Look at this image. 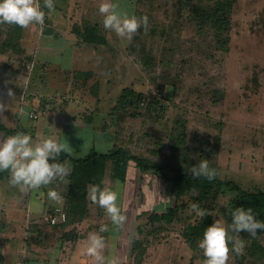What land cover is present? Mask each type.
Wrapping results in <instances>:
<instances>
[{
	"label": "rangeland",
	"instance_id": "1",
	"mask_svg": "<svg viewBox=\"0 0 264 264\" xmlns=\"http://www.w3.org/2000/svg\"><path fill=\"white\" fill-rule=\"evenodd\" d=\"M101 2L84 0L80 12L93 20L90 28H96L92 34L97 44L104 45L100 49L105 61L101 56L92 60L100 71L97 84L90 81L75 92L84 93L86 106L92 108L95 102L90 105L89 99H102L97 113L108 123L107 152L122 147L147 165L162 166L170 177L191 172L193 165L207 159L220 179L248 191H264V0H142L137 16H147L149 26L131 41L103 28ZM125 3L122 10L134 14L135 0ZM76 82L80 85V78ZM125 89L140 93L144 102L114 111ZM111 170L108 164L99 185L120 192L127 216L125 226L119 227L127 238L119 239L126 242V264H135L134 253L129 257L133 239L139 237L137 227L148 233L149 216L164 214L176 205L180 210L174 222L148 245L155 252L151 264H203L202 250L198 245L196 252L191 250L183 237L189 226L203 218L192 205L214 215V221L226 222L232 192L225 190L203 203L197 193L178 200L171 183L154 170L142 173L130 163L124 182ZM63 181L62 189L68 183L67 178ZM92 186H87L86 211L96 219L97 211L104 210L91 201ZM46 202L53 209L57 206L48 198ZM91 223L95 230V220ZM258 240L264 246V236ZM244 242V254L234 256L230 264H264L258 256L249 258L251 241ZM148 261L145 255L139 264Z\"/></svg>",
	"mask_w": 264,
	"mask_h": 264
},
{
	"label": "crops",
	"instance_id": "2",
	"mask_svg": "<svg viewBox=\"0 0 264 264\" xmlns=\"http://www.w3.org/2000/svg\"><path fill=\"white\" fill-rule=\"evenodd\" d=\"M83 1L54 0L55 11L50 17L46 15L43 27L32 25L23 29L0 25V141L17 132H25L31 133L37 141L55 137L66 148L61 156L81 159L93 150L107 153L109 127L100 116L103 114L97 113L102 99H89L90 105L95 102L92 108L86 106L88 97H84V93L75 92V88L84 87L90 81L97 84L100 71L92 60L101 56L105 61L101 55L104 51L100 49L104 45L87 43L81 36L91 29L93 21L80 12ZM125 1L118 2L121 10L126 7ZM40 2L43 8V0ZM141 6V1L135 0L134 15ZM77 78H80V85ZM93 91H96L95 85ZM22 108L38 110L39 119L30 120L27 115H20ZM68 177L66 188H61L66 180L57 181L53 187L65 201L70 185ZM8 181L9 173L0 172V264L21 261L28 264H96L86 255L87 237L89 233H99L100 227L105 225L107 231L99 233L106 240L102 254L116 258L118 264H126V242L119 240L123 237L126 240V234L121 235L119 227H110L111 220L105 211H97L96 219H91V212L82 221L52 225L49 215L54 209L64 210L65 202L62 208L58 205L54 209L48 207L50 185L39 191L21 192ZM111 230L118 233L108 234ZM151 239L145 247L153 242ZM130 248L131 260L133 244ZM151 254L155 252L148 247L143 256L148 257L147 264H151Z\"/></svg>",
	"mask_w": 264,
	"mask_h": 264
},
{
	"label": "clouds",
	"instance_id": "3",
	"mask_svg": "<svg viewBox=\"0 0 264 264\" xmlns=\"http://www.w3.org/2000/svg\"><path fill=\"white\" fill-rule=\"evenodd\" d=\"M54 11V0H43V8L40 0H0V25H15L23 29L32 25L43 27L46 15L50 17ZM99 13L103 17V28L122 40L131 41L141 28L147 31L149 26L147 16L138 17L121 10L118 0H102ZM64 152L65 145L55 137L37 141L31 133L17 132L0 141V172H8L9 184L21 192L39 191L42 187L63 181L70 174V165L66 161H58ZM191 174L195 179L204 178L208 181L217 177L216 170L210 167L207 159L193 165ZM89 195L91 201L106 212L113 225H124L127 216L120 203L118 188L97 184L91 187ZM47 197L50 202L63 207L65 198L57 190L49 188ZM192 208L199 217L210 215L196 204ZM106 231V225L99 229V233ZM99 233H89L86 255L96 264H118L116 258L102 254L106 240ZM241 233H248L253 238L258 233L264 234V222L257 218L251 208L237 207L232 211L231 222L227 226L223 219H216L204 230L198 242L205 258L203 264H230L234 256L243 255L246 245Z\"/></svg>",
	"mask_w": 264,
	"mask_h": 264
},
{
	"label": "trees",
	"instance_id": "4",
	"mask_svg": "<svg viewBox=\"0 0 264 264\" xmlns=\"http://www.w3.org/2000/svg\"><path fill=\"white\" fill-rule=\"evenodd\" d=\"M140 1L142 4V0ZM93 32H96V28L87 29L83 35V40L87 43H98L97 41L99 40L93 36ZM122 95L124 96L118 99L117 107H115L114 111L118 109L125 111L126 105H129V107H136V103L144 102L143 96L131 89H125ZM60 160L61 162H69L71 165L69 192L64 207L66 224L82 221L83 218L88 215V211H86L88 195L87 186L89 184L97 185L100 183V180L107 172L108 164L112 167V175L116 179L124 182L126 181L130 163H134L142 173L154 170L160 174V179L171 183V192L178 200L193 193H197L198 200L203 203L210 198L216 199L218 196L224 195L225 190L231 191L233 199L231 203H229L227 209L228 214L225 212V226L231 222V213L237 207H244L246 209L251 208L257 218L264 222V191H248L243 189L236 182L222 180L216 168L214 169L217 172V177L213 181H208L204 178L195 179L191 172L183 171H179L175 176L170 177L165 173L162 166L147 165L140 157L133 155L130 151L122 147H114L107 153H99L93 150L86 157L81 159H73L63 155L60 157ZM179 210L180 207L176 205L169 208L164 214H151L148 220V225H151V231L148 233L144 231L142 226L137 227V234L139 237L137 236L133 240L135 264H139L143 260L146 248L145 245L149 243L150 238L165 232L167 230L166 226L174 222ZM214 219V215H207L203 217L197 225L189 226L186 233H183V237L191 250L196 252L198 240L202 239L204 230L214 223ZM155 224H164L165 227L155 228ZM141 236L142 238H140ZM240 236L243 240L249 239L251 241V247L246 251L248 252L249 258L258 256V261L264 259V246L258 240L261 236H264V234L258 233L255 238L249 236L248 233H241ZM204 259L203 257L202 261H204Z\"/></svg>",
	"mask_w": 264,
	"mask_h": 264
},
{
	"label": "built area",
	"instance_id": "5",
	"mask_svg": "<svg viewBox=\"0 0 264 264\" xmlns=\"http://www.w3.org/2000/svg\"><path fill=\"white\" fill-rule=\"evenodd\" d=\"M27 112V113H26ZM20 115H27L30 120H37L39 119L40 112L36 109H32L30 111H26L23 108L20 110ZM48 221L52 225H57L59 223H64L66 221V215L64 210L62 209H54L53 212L49 215ZM18 264H28L26 261H21Z\"/></svg>",
	"mask_w": 264,
	"mask_h": 264
}]
</instances>
